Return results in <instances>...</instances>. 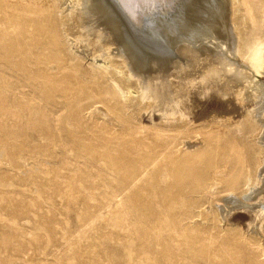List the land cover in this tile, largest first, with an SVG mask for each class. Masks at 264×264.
I'll list each match as a JSON object with an SVG mask.
<instances>
[{
	"label": "bare ground",
	"instance_id": "6f19581e",
	"mask_svg": "<svg viewBox=\"0 0 264 264\" xmlns=\"http://www.w3.org/2000/svg\"><path fill=\"white\" fill-rule=\"evenodd\" d=\"M214 1L217 17L202 9L209 0H0V135L37 131L39 164L61 158L69 193L82 192L88 168L113 191L118 180L120 217L147 225L146 236L157 231L171 264L188 250L218 264H264V0ZM179 19L195 30L178 33ZM229 83L242 90L239 103L246 87L258 99L240 139L226 134L239 125L220 109ZM26 88L20 96L31 101L9 102ZM61 112L67 137L47 114ZM153 112L159 123L145 124ZM186 139L206 148L194 153ZM204 190L217 192L194 196ZM223 222L236 224L220 230Z\"/></svg>",
	"mask_w": 264,
	"mask_h": 264
},
{
	"label": "rangeland",
	"instance_id": "374dc122",
	"mask_svg": "<svg viewBox=\"0 0 264 264\" xmlns=\"http://www.w3.org/2000/svg\"><path fill=\"white\" fill-rule=\"evenodd\" d=\"M205 4H203L204 8L201 6L203 10L212 9V11L211 9L206 10V13L210 11L208 16L213 13L215 15L212 14L211 16L217 17L215 1L209 0ZM129 7L135 9L134 3H130ZM157 14L161 15L162 13L159 11ZM178 22L177 32L180 34L195 30L191 27H185L186 24H183L181 19ZM69 31L76 32L71 27H69ZM138 42L141 43L142 41ZM113 49L115 50L114 53H117V47ZM196 76L198 77V75ZM260 80L264 82V76ZM11 82H16L15 78ZM201 82V77L192 82L195 87L191 91L200 90L198 87H200L199 83ZM233 84L229 83L228 87L233 90H229L225 99V108L223 106L220 109L226 112L225 117H222L230 119L233 117L232 121L239 125L228 126L226 134L228 133L231 139H240L244 132H240L239 129L246 126L247 121L252 120L250 112L256 108L253 106L258 99H254V92L246 87L245 91L242 92L243 94L240 95L243 102L239 103L237 99L239 97L236 95L242 90L236 89L237 85ZM204 87L208 89V85ZM216 87L211 86L210 88L217 89ZM30 91L29 88H26L12 92L13 96L9 102L31 101L32 98L28 95L20 96V92L29 93ZM245 96L247 100H245ZM232 97L235 100L231 99ZM128 104L133 105L130 101ZM214 106L219 108V105H212L206 111H212L215 109ZM234 109L235 111H233ZM132 110L133 107L129 109V112ZM47 114L50 119L54 120L55 118L56 124L63 131L62 135L67 137L68 134L62 126L64 113L61 112L55 116L50 113ZM143 114L142 120L145 124H158L160 121L158 118L160 113ZM212 116L213 114L206 120H210ZM84 121L91 123L89 115H86ZM41 138L42 136L32 129L28 130V135L24 140L21 138L14 140L13 135H0V264H145L139 258L144 239L153 258V262L147 264H171L162 247L157 244V240L160 238V236H156L157 231H151L146 236L143 230L147 228V225L137 224L133 226L124 217H120V214L125 213L127 209L121 206V203L126 199V194L122 191L123 187L118 180L113 183L116 188L113 191V188L110 189L107 185L109 180L107 175L88 168L87 175L77 182L82 192L69 193L70 184L66 183V174H64L67 169L59 165L61 158H52L51 163L46 166L39 164L38 159L43 154V149L40 146L42 144ZM184 141L187 142L184 145L185 148L189 146L188 150L196 149L192 150L194 153H199L206 148V142L203 140L186 139ZM22 142L30 143L31 147L14 146L15 143ZM76 167L72 166V169ZM216 192L215 190H204L194 196L199 199L210 200ZM229 194L233 193L230 192ZM254 202L245 204L244 208L257 207L259 202H255L256 205ZM213 204L211 207L215 209ZM222 205L225 203H220V206L224 208ZM195 221L199 225H204V222L200 223V219ZM241 223L243 228L248 229L243 221ZM229 224L223 222L219 225L220 230H225L226 225L229 228L233 227L236 223ZM250 236L260 238L258 235H252V232H250ZM172 264L218 263L203 257L200 258L197 255L193 256L192 252L188 250Z\"/></svg>",
	"mask_w": 264,
	"mask_h": 264
}]
</instances>
